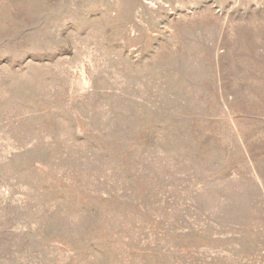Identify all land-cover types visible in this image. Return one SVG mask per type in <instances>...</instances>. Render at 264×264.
I'll return each instance as SVG.
<instances>
[{
    "label": "rangeland",
    "instance_id": "obj_1",
    "mask_svg": "<svg viewBox=\"0 0 264 264\" xmlns=\"http://www.w3.org/2000/svg\"><path fill=\"white\" fill-rule=\"evenodd\" d=\"M0 264H264V0H0Z\"/></svg>",
    "mask_w": 264,
    "mask_h": 264
}]
</instances>
